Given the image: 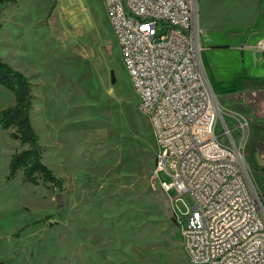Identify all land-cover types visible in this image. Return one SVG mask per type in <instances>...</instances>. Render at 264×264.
Masks as SVG:
<instances>
[{
    "label": "rangeland",
    "instance_id": "1",
    "mask_svg": "<svg viewBox=\"0 0 264 264\" xmlns=\"http://www.w3.org/2000/svg\"><path fill=\"white\" fill-rule=\"evenodd\" d=\"M59 1L32 0L19 14L5 9L0 15V58L27 74L40 159L62 185L58 191L40 178L25 182L21 169L6 179L10 154L26 145L8 136L12 129L0 128V264H188L179 221L191 199L163 192L151 178L154 138L102 2ZM248 97L241 101L264 128V94L250 103ZM217 98L214 134L237 147L264 203L251 126H238L248 123L235 111L242 104L233 95ZM13 101L0 85V109ZM158 178L169 181L161 172Z\"/></svg>",
    "mask_w": 264,
    "mask_h": 264
},
{
    "label": "built area",
    "instance_id": "2",
    "mask_svg": "<svg viewBox=\"0 0 264 264\" xmlns=\"http://www.w3.org/2000/svg\"><path fill=\"white\" fill-rule=\"evenodd\" d=\"M100 1L154 138L151 178L191 199L179 221L188 264H264V203L237 147L214 134L219 108L198 59L195 0ZM245 48L264 66V37ZM222 134L230 138L225 125Z\"/></svg>",
    "mask_w": 264,
    "mask_h": 264
},
{
    "label": "crops",
    "instance_id": "3",
    "mask_svg": "<svg viewBox=\"0 0 264 264\" xmlns=\"http://www.w3.org/2000/svg\"><path fill=\"white\" fill-rule=\"evenodd\" d=\"M29 1L32 0L2 3L0 15L5 9L6 12L13 9L19 14L20 10L17 9L27 5ZM54 1L59 0H52V3ZM81 2L82 0H79L80 5ZM195 6L199 31L198 59L206 81L215 100L218 96L233 95L238 103L242 104L244 110L235 111L246 117V124L251 126L249 137L256 157L253 168L260 176H264V128L252 121L250 105H246L241 99V95L248 94L250 103L255 100L257 94H264V66L260 55L245 48V45L264 37V0H195ZM21 15L22 20L27 19L26 14ZM36 15L38 17L34 21L40 23L42 16L39 12ZM9 17L12 18V14H9ZM21 24V21L13 22L15 27ZM21 73L27 77V74ZM262 102L264 103V99ZM229 123H232L233 129L237 127L233 125L234 119Z\"/></svg>",
    "mask_w": 264,
    "mask_h": 264
},
{
    "label": "trees",
    "instance_id": "4",
    "mask_svg": "<svg viewBox=\"0 0 264 264\" xmlns=\"http://www.w3.org/2000/svg\"><path fill=\"white\" fill-rule=\"evenodd\" d=\"M17 0H0L2 3H14ZM0 85L14 96L12 105L0 109V128L12 129L8 136L26 147L10 154L7 163L6 179L21 169L22 180L33 185L37 179L49 183L50 187L62 190L61 179L41 162L42 148L38 144L37 135L29 120V110L33 96L30 93V82L21 72L13 69L0 59ZM59 197V194L56 196ZM47 218V217H46Z\"/></svg>",
    "mask_w": 264,
    "mask_h": 264
}]
</instances>
